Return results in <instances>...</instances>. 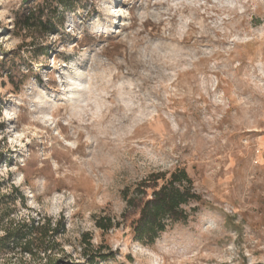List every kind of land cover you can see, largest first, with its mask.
Listing matches in <instances>:
<instances>
[{
    "label": "clouds",
    "instance_id": "1",
    "mask_svg": "<svg viewBox=\"0 0 264 264\" xmlns=\"http://www.w3.org/2000/svg\"><path fill=\"white\" fill-rule=\"evenodd\" d=\"M0 264H264V0H0Z\"/></svg>",
    "mask_w": 264,
    "mask_h": 264
}]
</instances>
